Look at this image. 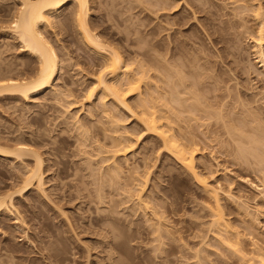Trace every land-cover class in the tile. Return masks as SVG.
Here are the masks:
<instances>
[{
    "label": "rangeland",
    "instance_id": "1",
    "mask_svg": "<svg viewBox=\"0 0 264 264\" xmlns=\"http://www.w3.org/2000/svg\"><path fill=\"white\" fill-rule=\"evenodd\" d=\"M138 1H140V3H138ZM138 1L89 0V13L91 17L89 21H94L95 24L98 21L96 26L97 29H95L96 27H93L95 32L98 33L102 30L108 36H112L113 38H111L114 39L115 43L118 44L120 41L122 44L126 45L124 39L127 37H129L128 39H135L134 37L137 38L139 35L142 36L140 29L142 31H148L150 28L157 25L159 19H164V16L159 19H156V16L154 17V12L149 10L150 8L146 4L147 0ZM222 1L224 0H208L207 2L209 3H207V5L210 4L212 6H221L223 3ZM248 1L249 0H247V2ZM254 1L255 2H253V6L257 5L258 0ZM226 2H233V0ZM259 2L264 9V0H259ZM17 3L18 1L15 0H0V21H2L0 22V29H2L0 30V50L4 47L3 50L6 51L5 55L2 52L3 50L1 51L3 57L0 54V58L2 61L4 60L3 62L6 63V66H14L12 64L14 62L18 63L27 61L29 58H31L27 53H23L19 50L18 42L16 43V40H13L11 35H9V22L12 19V16L10 17V15L13 14L12 7L14 6L15 8ZM241 4L242 3H236L231 5V7L233 6L231 9L229 7L230 5L228 4L229 6L227 5L228 9H226V12H232L231 10L235 8V6L237 7ZM145 5L148 6V9L147 7H143ZM247 5H252V2L251 4ZM69 7L70 6H68L66 10H69ZM184 10L185 12L187 11L186 9L181 10V15L185 14ZM10 11H12V13ZM147 11H151V13H147ZM186 14L188 13L186 12ZM218 14L221 15L220 11ZM188 15L190 19L189 21L194 29L192 28V30H190L192 27L190 26V29L188 28L185 33H187L188 30L189 32L194 30L198 35V40L196 39L197 43L204 42L205 44L203 43L202 45H205L204 47L206 48L205 49L202 46L204 49L195 56L199 57L201 54V56L205 57L204 54L206 53V56H208L205 57L206 59L204 60L201 59L200 62L204 63L203 61L208 60L214 69L213 74H222L225 82L224 84L222 83L221 86L224 88V85H226L230 88L229 91L232 92L231 94H225L226 91L224 92L223 88H220L213 93L212 90L211 92H207L208 88L211 87L209 83L206 84L207 88L204 92V96L207 97L208 103L210 102L213 104V102L216 101L223 104L220 110V116L224 118L222 123L225 126H223L221 121L215 125L213 122H209L206 118H202L200 116H196L194 117V120H191L192 117H190L188 114H181L179 115V124L182 126L181 131L185 135V141L190 139L191 144L192 141L195 143L194 148L197 149V151L194 153L195 171L199 177L203 179L210 187L220 189L219 204L224 208L225 214L227 216L226 218L230 221L233 229L241 234L239 236V246L235 248H238V250H240V252H242L244 255L250 254L256 249H260L264 252V198L262 196L264 191H262L263 188L260 186H258V189L254 187L260 184L261 186L262 184L264 185V172H262V170L260 171V168L258 169L259 165L257 166L253 156L248 155L246 156L247 158L245 157L246 159H243L236 154V149L238 148L237 145H239L240 142L237 143V135L239 136V131H237L235 127H239L240 131H242L244 135L247 134L245 136H248L254 125L255 128L256 125H261H258L257 129L259 127L262 129V126L264 127L262 123L260 124V121L264 123V74L261 70L262 68L259 67L260 64H258L255 60L254 46L249 40V37H246L248 34L244 35L245 29L241 26V24L245 25V27L248 25L246 27L248 29L254 27L252 13L244 12L243 15L245 16L241 15L238 18L235 17L237 20L235 18L233 19L235 20V22L233 21V26L236 27L233 29V31H230L231 33L228 36V38H230V40L233 42V58L230 57V60L228 58L224 64H222L220 59L216 57V52H220L225 46L230 47L232 44L230 43L225 45L224 43H214V49L212 44H209V42L205 40V37L203 36L202 32L200 33L199 30L202 28L200 27V24L204 21V15L200 13L195 15L197 18H199V21L191 18L192 16L190 14ZM224 16L225 17L220 16L214 19V28H218V25L222 26L221 22L224 23L226 20L231 18L230 16ZM52 17L49 19L51 22L50 25L44 27L41 26V29L43 30V33L45 32L44 34H46L44 35L45 38H47V40L49 38L48 41H50L52 46L54 45V50L56 49V53L60 55V57L58 56L59 61H62L59 62V64L61 63L60 67L63 65L66 66H63V70H61L58 75V77L60 76L61 78L54 82V86L60 88L61 90L63 89L64 92L67 89L73 92L70 93L74 99L69 97L71 100L69 99L70 101H67L71 102L72 100L75 101L76 99L82 102L85 96V90L93 84V75L97 74L100 70V67L96 65L100 59H98L99 57L92 50L87 48L82 43L80 40V34L75 24L69 20L67 22L60 23L58 17ZM141 22L145 24L146 27L140 26L142 24ZM98 25L100 26L98 27ZM134 29L139 30L134 31ZM134 32H140V34L135 35ZM162 33L159 35L158 39L160 37L162 41L165 39L164 42L167 44L169 39L166 38V32ZM148 38L150 39V37ZM117 48L124 53V50H122L119 45H117ZM128 48L133 52L138 51L136 46ZM164 48H162L160 51H162ZM165 52L166 51H162V54H165ZM65 53H67L68 56ZM64 55L67 56V59ZM123 56H125L124 59H129V56H127L126 53L123 54ZM71 57L72 59H70V66L68 65L70 64L68 59ZM73 64H76V66ZM30 66H32V75L34 72V67L36 66L35 62L30 63ZM1 67H3L2 64ZM226 68L231 69L230 74L224 73L225 71L227 72ZM16 69L13 71V74L15 72L17 73L18 71L20 72L19 65ZM248 69L250 72H248ZM253 70L257 72L254 73ZM223 73L225 76H223ZM151 74L153 73L151 72ZM206 81L210 83L212 82L211 79H206ZM155 84V80L151 79V82L147 86L142 85L141 91L143 93L146 91L153 92L154 96H156V93H154ZM228 94L229 98L226 96ZM219 96H223L222 100H220L221 97ZM135 97L136 96L127 100L128 104H133ZM33 98L34 101L29 103L14 101L13 99L7 97H4L2 101H0V145L12 146L14 141H9V139L16 138L22 133L24 136L27 134L26 137L30 133H35L34 135L37 136V138L39 136L38 139L45 140L44 144L48 143L46 146L43 144V147L40 145L39 148L36 147L39 149L40 154L42 153L41 157L45 160V183L43 186L44 194L40 195L34 190L25 195L26 197H15L16 208L21 214V217L24 219L26 224L25 227L29 229L28 238L34 243L33 245H30L28 240L22 239V232L16 231L14 236L15 238L11 237L13 241L9 240V237L4 238L0 233V245L5 246L9 242H11L13 245L16 244L15 247L19 249V251L15 253V255L17 254V256L20 255L26 258L28 256L30 259L32 257H36V260L38 259L39 264H45L40 260V256L42 254L37 253V251H39L38 247H42L43 243H41V245L37 239L35 240V236H33L35 233L36 235L38 233V235L42 237L45 233L47 236L44 235V237L49 236L48 239L46 238V240L51 239L50 242L52 245H48L47 247H50L51 251L57 254L58 258L62 257L60 259L63 260H57L52 262V264H60L61 262V264H84L88 249V254H90L88 261L96 264L104 257V254L100 251L101 247H98V242L105 240L107 242H111V233L109 234V228L112 226V223L110 221L96 223L94 218L96 216H105L107 214V216H114L115 221L113 218L112 220L115 222H113L115 225L117 223L116 217L118 218L117 227L119 226L118 229L120 230L118 232L121 233L122 237L116 241L118 242V249L116 250L117 253L115 252L116 254H114V260H119L118 264L119 262L120 264L243 263L240 261L241 257L239 259V256L236 253H233L232 251L228 250L227 247L225 248L223 244L221 245L219 241H216L217 238H213L215 236H213L212 233L210 235L208 231L209 220L211 219L209 217L210 210H215V206L213 201L208 197L209 195L203 190V187L199 185V183L196 182L191 176H189L169 154L163 152V149H161L156 137L152 135L144 136L145 133L143 132L138 120L130 115L127 111L115 107L111 98L105 99V105L102 106L101 102L103 100L101 101V99H99V94H97L89 102L86 103L83 101V107H81L82 109L80 107L75 108L70 115L65 114V108H63L65 106H61L65 103L67 104L68 102L62 101L63 103L58 102L60 103L58 104L55 101L54 96H52L49 92L35 95ZM240 100H244L246 104H244L245 102L243 101L244 103L241 106L240 104L242 102ZM244 106L246 107L244 108ZM74 114H77L80 121L83 122L86 127L87 125H92L93 127L94 125H97V127L95 126L96 129H93V127L91 128L92 130L90 129L94 137L102 136L103 133L101 134V128L105 129L108 135L114 136V134L109 133V129L115 128L111 125V121L115 120L117 121L116 128L118 133H122L123 137H128L133 142L135 140V144L131 153L126 156L128 161L127 165L125 164L124 159L121 157L119 158V162L123 168V176L126 177L124 178L123 183L126 184H130L132 182V180L130 181L129 178L131 172L135 173V175H139L149 168L151 172L149 177L150 181L148 183L149 186L145 187V190L141 195L143 200L148 203L147 208L144 209L145 211L141 209L143 211L137 210L136 214H131L134 213L131 211V208L133 210L136 206L135 205L132 207L135 201L133 203L131 202L120 205V201L124 203L127 200L125 194L122 191H112V188L109 187H104V189H102L103 193H101V195L103 198V204H101V200L100 202L97 200L98 194L96 189L98 187L97 180H99V176H96L97 178L95 176L93 177L95 170H91L92 175L91 171L90 173L88 172L90 169H87L88 171L84 170L87 168L85 166L88 165H85L86 161H88L85 158L89 157L88 159H90L92 157V161L94 162L93 159L95 157L93 156L96 154L94 151L95 144L93 143L91 148H85V150L83 147L79 148L80 137L79 135L77 136L76 130L73 131V126H71L69 122V116H73ZM256 115L258 116L257 118L261 119L258 120V124H255L257 121ZM36 117L39 122H32V119ZM63 117L69 118V120L66 118L68 120L67 123ZM226 119H230V121H227ZM231 124L233 125L234 129L233 141L227 134L228 127H232ZM174 127L177 129L176 126ZM260 128L258 130H260ZM70 129H72L71 132ZM97 129H99V131ZM254 130L256 131V129H253V131ZM251 132L249 135L253 134ZM62 138H64L65 141H61ZM76 138H78V140H76ZM137 139H139L138 142H136ZM66 140L68 141V144H64L66 143ZM54 141L56 143H53ZM60 141L63 143H60ZM92 141L94 142V139ZM102 142L104 143V141ZM190 142L188 140L189 144ZM56 145L59 147L62 145L61 147L65 148V150H62L64 151L63 155L60 156L61 160H66L68 162L66 165L68 166L66 167V170L69 172H67L68 177L66 175L58 176L59 170H61L60 168H63V165L58 164L59 166H57V164H55L60 160L59 155H53L54 152L50 151ZM64 145L67 146L64 147ZM81 150L82 152H88L92 156L82 154ZM94 165L95 164H93V166ZM19 166L20 165H18V163L10 159L0 157V193L2 191L5 193L11 192V189L9 188L11 181L7 179L6 176H9V173L14 171L12 169H15V172L20 170ZM166 167L170 170L169 172H166ZM101 170L105 172L106 168H102ZM74 173L76 174L74 175ZM94 175H98V173L96 172ZM105 182H107V176L105 177ZM7 189L9 191H7ZM261 191L262 193H260ZM3 192L2 194H4ZM229 194L231 197H233V201L228 199L227 196ZM97 203L99 204L97 205ZM240 205L247 207V217L241 215L243 210L241 209L242 211H240L238 207ZM26 206H33V208H28ZM127 206H130L131 208L126 209ZM244 206H242V208H244ZM135 208L137 209V206ZM113 209L116 210L118 214L121 213V215H119L120 218L118 217L117 213L115 214L116 216L110 215ZM104 212L106 214L103 215ZM125 215H128V217ZM134 215L135 217H133ZM159 218L161 219L159 221H162L161 224L164 226L163 229H166L168 234H165L166 232H164L162 234L163 239L158 238L159 241H156L157 236L155 235L157 234L153 233L154 231L151 230L152 226H148L150 224H154L155 222L158 223L159 221L155 219ZM253 220L254 223L252 227L251 223L249 222ZM44 222L48 224L50 223L53 226V229L55 228L57 230L56 232L54 229L57 235L59 231L60 234L58 237H54V239L51 237L52 235L50 230L48 231L42 226L44 225ZM107 222H110L111 224ZM133 222L135 223L133 224ZM6 223L9 228L0 227V232H8L9 229H14V225L10 224V221ZM153 226L155 227V225ZM247 227H251V229L247 230ZM24 228L22 226V229ZM102 235L105 237L104 240H102ZM216 242H218V244ZM34 245L37 247H34ZM35 248L36 250H34ZM46 252L47 251L44 253ZM196 252L197 254L195 255ZM197 255L201 258V260L198 258V261L196 258ZM29 263L31 264L32 262ZM29 263L25 260L23 262V264ZM100 263L111 264V262L107 260H102Z\"/></svg>",
    "mask_w": 264,
    "mask_h": 264
},
{
    "label": "bare ground",
    "instance_id": "2",
    "mask_svg": "<svg viewBox=\"0 0 264 264\" xmlns=\"http://www.w3.org/2000/svg\"><path fill=\"white\" fill-rule=\"evenodd\" d=\"M15 1H18V3L15 6V8L14 6L12 7L13 14L10 15V17L12 16V19L10 18L11 23L9 22L10 25L8 28V30L10 29L9 35H11V38L13 40H16V43L18 42L19 50L23 53H27L32 59L29 58L27 61H22L18 63L14 62L15 64L12 63L15 66L14 67L12 65L11 66L8 65L11 62L7 64L8 66H6V63L3 62L4 60L2 61V59L0 58V63L3 66L1 67L0 64V101H2L4 97H7L13 99L14 101H22L23 103H29L31 101H34L33 97L35 95H40L46 92H49L52 96H54L55 101L57 103L58 102L63 103L62 101H67L72 97L71 93L73 92L71 90L67 89L66 90L67 92L66 91L64 92L63 89L61 90L60 88L54 86V82H56L58 79L61 78L60 76L58 77L59 73L61 72V70H63L62 68L66 66L63 65L64 67L63 66L60 67L61 63L59 64V62H62L59 61L60 55L56 53L57 52L55 51L56 49L54 50L55 48V47L53 48L54 45L52 46L50 41H48L49 38L48 40L47 38H45L44 35L46 34H44L45 32L43 33V30L41 29V26L44 27L50 25L51 22L49 19H51L50 17L52 16L58 17L60 23L67 22L69 20L70 22L76 25L82 43L87 48L92 50L99 57L98 59H100L96 63V65L100 67V70L97 74L93 75L94 76L92 78L94 80L93 84L85 90V96L83 98V101L87 103L95 95L99 94L100 96L99 99H101V101L103 100L101 102L102 106L105 105L104 103L105 99L111 98L115 107L123 109L127 111L130 115L135 117L138 120L139 124L141 125L143 132L145 133L144 136L152 135L156 137V140L158 141L161 149H163V152L169 154L172 157V159L177 164H179L189 176H191L196 182H198L199 185L203 187L205 193L209 195L208 197L213 201L215 210L213 209L210 210L209 217L211 219L209 220V227H208V231L210 235L212 233L213 236H215L213 238L215 239L217 238L216 241H219V243L221 245L223 244L225 248L227 247L228 250L232 251L233 253H236L239 256V259L241 257L240 261L243 262L241 264H264V252L262 250L256 249L253 250L250 254L244 255L242 252H240V250H238V248H235L239 246L238 245L240 243L239 236L241 234L235 229H233V226L230 224V221L226 218L227 216L225 214L224 208L221 207V205L219 204L220 189L218 188L219 189L218 190L216 188L210 187L203 179L199 177V175L195 171L194 153L197 151V149L194 148L195 143L191 140L192 141L191 144L190 139L187 138H185L187 139L186 141L184 140L185 135L181 131L182 126L179 124L180 122L179 115L181 114H188L190 117H192L191 120H194L195 119L194 117L196 116H200L202 118H206L209 122H213V124L215 125L218 124L219 121H221L222 123L224 119L223 117L220 116L221 115L220 110L223 104L216 101L213 102V104L210 102L208 103L207 97L204 96V92L205 89L207 88L206 85L207 83L211 85V87L208 88L207 92L209 91L211 92L212 90L213 93L216 92L218 89L223 88V86L221 85L222 83L224 84L225 81L222 77V74L221 75L220 74L217 75L218 73L216 75L213 74L214 69L211 66V63L208 62V60L203 61L204 63L200 62L201 59L203 60L206 59L205 57L208 56V55L206 56V53L204 54L205 57L201 56V54H200L201 57L195 56L198 55L205 48L204 47L205 45H202L204 43L203 41H202L203 43H199V42H198L199 44L197 43L198 35L194 30H193L194 32L193 31L189 32L188 30V32L191 34H189L188 32L185 33V31H187L188 28L190 29V26H192L189 21L190 19L188 14H190L192 16L191 18L195 20L199 19L197 18V16H195L197 15V13L204 15V21L203 22L201 21L202 23L200 24L201 25L200 27L202 28H200L199 26L197 27L200 28L199 29L200 33L202 32L203 36L205 37V40H207L209 44H212V46L214 43H221V44L224 43L225 45L230 43L232 44L230 47L225 46L224 49H221L220 52L219 51L216 52V57H218L221 63L224 64L225 61L228 60V58L229 60L230 57L233 58V42L230 40V38H228V36L231 33L230 31H233V29L236 27L233 26L234 25L233 21L235 22V20L233 19L235 17L238 18L241 15L245 16L243 15L244 12L252 13L254 27L248 29L246 28L248 25L245 27V25L241 24V26L245 29L244 35L248 34V36L246 37L247 38L249 37V40L254 46L255 60L258 64H260L259 67L262 68L261 70L264 74V9L260 5L259 0H258L259 3L257 2V5L254 6H253V2H255L254 0L252 1L249 0L252 2V5H247V4H251V2L248 3L249 1L247 2V0H233V2H226L229 0L226 1L224 0L226 3L222 1L223 3L221 6H217V5L212 6L210 4H208L209 5L208 6L207 5V3H209L207 2L208 0H147L146 4L150 8L149 10L154 12L155 14L154 17L156 16L155 18L159 19L162 18V16H164V19L161 20L159 19L157 25H155V27L150 28L148 31L147 30L142 31L139 28L142 33V36L139 35L137 38L134 37L135 39H128L129 37H127L126 39H124L126 45L122 44V42L120 41L118 42V44L115 43L114 39H112L113 37L111 36L112 37L111 38L110 36L105 34V32L102 30L98 33L95 32V29H97L96 26L98 21L96 22V24L94 21L93 22L89 21V19L91 18L89 13L90 12L89 0H15ZM138 3H140V1H138ZM236 3H242V4L238 5L237 7L235 6L236 9L233 8L231 10L232 12L230 13L226 12L227 11L226 9H228L227 8L228 4L230 5L228 6L231 9L233 7V6L231 7V5H234ZM68 6H70L69 7L70 9L68 8L69 10H66ZM148 6L145 5L143 7H147L148 9ZM183 9H186L187 10L186 12L188 14H186L184 10L185 14L181 15L180 11ZM12 11L10 12L12 13ZM151 11L150 12L147 11V13L148 12L151 13ZM219 11L221 15L218 14ZM224 15H226V17L230 16L231 18L229 20H226V22L224 23L221 22L222 26L218 25V28H214L215 27V24L213 23L214 19L220 16L225 17ZM99 26L100 25H98V27ZM140 26L146 27V25L143 23ZM93 27L96 28L94 29ZM192 28L193 26L191 27L190 30H192ZM138 30L134 29V31H138ZM162 32H166L167 35L166 38L169 39V41L166 40L168 41L167 44L164 42L165 39L163 41L161 37L158 39L159 35ZM134 34L138 35L140 34V32L139 33L134 32ZM148 37H150V39ZM117 45H119L120 48L124 50V53L118 50ZM132 46H136L138 51L133 52L132 50H129L128 47H132ZM162 48L165 49L162 50L163 52L166 51L165 54H162V51H160ZM213 48L215 49L214 46ZM3 49H1L0 52ZM2 52L5 55L6 51L3 50ZM2 52L0 53L1 56H2ZM122 53L123 54L126 53L127 56H129V59L128 60L124 59L125 56H123ZM65 54L67 55V53ZM67 56H65L66 59ZM70 59H72V57L68 59L69 63H70ZM33 62H35L36 66L34 67V72L31 75L32 66H30V63ZM18 65L20 67V72L18 71L17 73L15 72L13 74V71L17 68ZM68 65L71 66V63ZM73 65L76 66V64ZM228 69L227 72L225 71L224 73L230 74L231 69L229 70ZM151 72L153 74H151ZM248 72H250L249 69ZM253 72L256 73L257 71L255 72V70H253ZM224 73L223 76H225ZM151 79L155 80L156 83L154 87L155 89L154 93H156V96H154L153 92L146 91L143 93L141 91L142 85L147 86L151 82ZM206 79L207 80L211 79L212 82L210 83L206 81ZM223 89L224 92L226 91L225 94L227 93L231 94L232 92L229 91L230 88L227 87L226 85H224ZM229 94L226 95L228 96L227 98H229ZM134 96H136L135 99L133 100L134 103L128 104L127 100H129L131 97ZM222 97L221 99L220 98L219 99L222 100ZM69 101H67L68 102L67 104L64 102L65 104L61 105L62 107L65 106L63 107L65 108L64 109L65 114L70 115L73 109L78 107L80 108L83 107V101L81 102L76 99L75 101L73 100L71 102ZM243 101H241L242 102L241 104L239 103L241 106L245 102ZM244 104H246V102ZM245 107L246 106H244V108ZM69 117H70L69 122L70 125L73 126L72 127L73 131L76 130L77 136L79 135L80 137V138L78 137L80 139L79 148L83 147L85 150V148H91L93 143L95 144L94 151L96 154L93 156L95 157L93 159L94 162L92 161V157L90 159H88L89 157L85 158L88 161L84 163L85 165L86 164L88 165L85 166L87 168H85L84 170L88 171L87 169H90L88 171L89 173L91 170L93 171L95 170L93 173V177L99 176V180H97L99 184L97 183L98 187L96 189V192L98 194L97 200H99V202L101 200V204H103L102 202L103 198L101 195V193H103L102 189H104V187H109L112 188V191L113 190H116V192L122 191L125 194L127 200L124 203L122 201L120 202L118 201L120 205L131 202L133 203L135 201L136 204L133 203L132 207L136 205L137 209L135 208L136 206L134 207L133 210L130 206L126 207V209L131 208V211L134 212L131 214H136L137 210L143 211L144 209H146L148 203L145 200H143L141 195L143 194L145 187L149 186L148 185L150 181L149 177L151 175L149 168H147L144 172H142L139 175H135V173L131 172L129 178L130 181L132 180V182L130 184H126L123 183L124 178L126 177L123 176V168L119 162V158L121 157L124 159V162L127 165L128 161L126 159V156L131 153L132 148L135 144V140L133 142L128 137H123L122 133H118V130L116 128L117 121L115 120L111 121V125L114 126L115 128L109 129V133L114 134V136L108 135L105 129L101 128L102 129L101 134L103 133L102 136L94 137V135H92L91 133L92 132L91 128L93 127L92 125L91 126L87 125L86 127V125L80 121L77 114H74L73 116H69ZM257 117L258 116L256 115L257 123L255 122V124H258L259 123L258 120H261ZM66 118L63 117V119L67 123L69 118H67L68 120ZM230 119L229 120L226 119V120L230 121ZM33 121L35 123L39 122L37 117L33 118L32 122ZM261 123L264 125V123L260 121V124ZM258 125H256V128L255 125L254 127H252L251 130L252 132L251 131L250 132L253 134L249 135L250 134L249 132L248 136H245L247 134L244 135L243 132L240 131L239 127L238 128L235 127V129L239 131V136L237 135L239 141L237 140V143L240 142V144L237 145L238 148L236 149L237 152L236 154L237 156L243 159L248 155L253 156L257 166L259 165L258 169L260 168L259 170L260 171L262 170V172H264V127L262 126V129L259 127L261 130L260 131L258 130L259 128L257 129ZM95 126L97 127V125H94V127ZM174 126H176L177 129ZM223 126L225 125L223 124ZM231 126L232 127H228L227 134L233 141L234 129L232 124ZM94 127L93 129H96V127L95 128ZM72 129H70V132ZM253 129H256V131L255 130L253 131ZM97 130L99 131V129ZM22 134L18 135L16 138L9 139V141H14L12 146L0 145V157H3L5 159H10L18 163V165H20L19 166L20 170H17L15 172V169H12L14 171H12V173H9L10 174L9 176H6L7 179L11 181V184L9 185L11 192L5 193L2 191L4 194H2V192L0 193V227H8L6 222L10 221L11 222L10 224L14 225V229L11 228L12 230L9 229L8 232L5 231L0 233L1 235H3L4 238L9 237L10 238L9 240H12V238L15 236L16 231H21L22 239L28 240L29 244L33 245L34 242L28 238L29 229L25 227L26 224L24 222V219L21 217V214L16 208L15 197L23 198L25 195L29 194L34 190L37 191L40 195L44 194L43 186L45 183L44 182L45 160L41 157L42 153L40 154L38 148L39 145L43 147L45 140L38 139L39 136L37 138V136L34 135L35 133H30L27 137H26L27 134H25V136ZM78 138H76V140H78ZM93 139L94 142L92 141ZM63 140L65 141L64 138L61 139V141ZM138 140L139 139H137L136 142H138ZM188 140L190 144L188 143ZM61 141L60 143H63ZM102 141H104V143ZM53 143L56 142L54 141ZM47 144L44 145L46 146ZM64 144H68V141L66 140V143ZM56 146L52 148L50 151L54 152L53 155L56 156L59 155L60 160L57 161L58 163L55 164H57V166H59L58 164L63 165V168H60L61 170H59L58 176L61 175L67 176L68 171L66 170V167L68 166L66 165L68 162L66 160H61V156L64 153V151L62 150H65V148H62L61 147L62 145L60 147L58 145ZM65 146L67 145H64V147ZM88 152L86 151L82 152L81 150L82 154L92 156ZM93 164H95L94 166L96 168L93 166ZM102 168H106V171L105 172L102 171L101 170ZM165 170L166 172L170 171L167 167L165 168ZM96 172L98 173V175H94L96 174ZM75 174L76 173H74V175ZM91 175H92V171H91ZM106 176H107V182H105ZM258 186L264 189L263 184L262 186L260 184L254 187L258 189ZM263 189L262 191H264ZM7 191L9 190L7 189ZM262 191L260 193H262ZM262 196L264 198V192L262 193ZM227 197L230 201H233L232 200L233 197H231L230 194ZM98 204L99 203H97V205ZM242 206L241 205L238 206L240 211L243 210V212H241L242 214L240 212L239 213L247 217L248 209L246 206H244V208H242ZM28 208H33V206H30ZM113 211H112L113 214L111 212L110 215H115L117 213L116 210L113 209ZM104 214L106 213L104 212L103 215ZM227 214L230 215L229 213ZM117 215L119 217L121 213L120 214L117 213ZM128 215L125 216L128 217ZM133 217H135V215ZM112 218L114 220V216L111 217V216H107L106 214L105 216L102 215L98 217L96 216L94 220L96 221V223L106 222V221H110L112 223V226L109 228V234L111 233V242L110 241L107 242L106 240H105L106 242L99 241L98 247H101L100 251L104 254V257L102 256L103 257L102 260L110 261L111 264H118L119 260L118 259L114 260L115 259L114 254L117 253L116 250L118 249L117 247L118 242L116 241L122 237H121V233L118 232L120 231L118 229L119 226L117 227L118 218L116 217L117 219L116 225L114 224L115 220L113 221ZM155 220L159 221L161 219L159 218ZM134 223L135 222H133V224ZM161 223L162 221L161 222L159 221L158 223L155 222L154 224L149 223L150 225L147 224L149 225L148 227L152 226L151 227L152 229L151 228L150 229L153 230L154 232L153 231L151 232L157 234L155 235L157 236L156 241H159L158 238L163 239L162 234L164 232H166L165 234H168L167 230L163 229L164 226ZM249 223H251V226L253 227L254 220L250 221ZM49 224L44 222V225L42 226L48 231L50 230L52 235L51 237L54 239V237L55 238L58 237L60 233L58 231V235H57L56 233L57 230L54 228L56 230L55 232L53 226ZM153 225H155V227ZM22 226L23 228L24 227L25 228L22 229ZM246 229L249 230L251 229V227L250 228L247 227ZM44 235L42 237L38 235V233L37 235L36 233L35 235H33L35 236V240L37 239L40 242V244L43 243V246L38 247L39 251H37V253L42 254L40 256V260L42 261V263L52 264V262H55L57 260L63 261L62 259H60L62 257L58 258V255L53 253L50 247H47L48 245L52 246L50 242L51 239L46 240V238L48 239L49 236L44 237ZM104 238L105 237L103 236L102 240H104ZM216 243L218 244V242ZM15 245H13L11 242L6 244L5 246L0 245V264H23L24 260L28 261V263L32 262L31 264H39L38 259L36 260V257L35 258L32 257L30 259V257L28 258V256L26 258L20 255L17 256V254L15 255V253L19 251V249H17ZM34 247L37 246L34 245ZM34 250H36V248ZM88 250L85 258L86 261L84 264H93V262L88 261V259L90 258V254H88L89 253ZM45 251L47 252L44 253ZM196 254L197 252L195 253V255ZM196 258L197 259L199 258L201 260V258L198 257V255ZM102 260L99 261L102 262ZM100 262H97L96 264H102Z\"/></svg>",
    "mask_w": 264,
    "mask_h": 264
}]
</instances>
